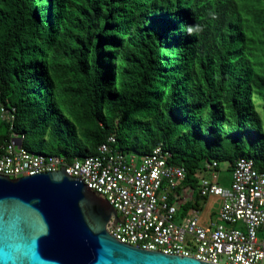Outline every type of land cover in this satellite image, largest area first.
I'll return each mask as SVG.
<instances>
[{
	"label": "trees",
	"instance_id": "obj_1",
	"mask_svg": "<svg viewBox=\"0 0 264 264\" xmlns=\"http://www.w3.org/2000/svg\"><path fill=\"white\" fill-rule=\"evenodd\" d=\"M256 105L264 0H0V146L70 162L113 133L125 154L161 145L194 187L211 161L264 171Z\"/></svg>",
	"mask_w": 264,
	"mask_h": 264
},
{
	"label": "built area",
	"instance_id": "obj_2",
	"mask_svg": "<svg viewBox=\"0 0 264 264\" xmlns=\"http://www.w3.org/2000/svg\"><path fill=\"white\" fill-rule=\"evenodd\" d=\"M7 117L10 112L0 107V118ZM169 157L161 145L141 157L125 154L111 133L96 154L65 162L55 154L25 149L22 136L12 134L0 146V174L16 178L65 166L68 175L80 176L112 205L119 221L110 218L105 229L120 242L214 264H264V171L251 158L238 157L223 186L219 162L211 161L204 165L209 176L196 172L192 187L184 167ZM209 195L222 202L215 220L201 224L197 201Z\"/></svg>",
	"mask_w": 264,
	"mask_h": 264
},
{
	"label": "water",
	"instance_id": "obj_3",
	"mask_svg": "<svg viewBox=\"0 0 264 264\" xmlns=\"http://www.w3.org/2000/svg\"><path fill=\"white\" fill-rule=\"evenodd\" d=\"M64 169L0 174V264H214L118 241L112 205Z\"/></svg>",
	"mask_w": 264,
	"mask_h": 264
},
{
	"label": "rangeland",
	"instance_id": "obj_4",
	"mask_svg": "<svg viewBox=\"0 0 264 264\" xmlns=\"http://www.w3.org/2000/svg\"><path fill=\"white\" fill-rule=\"evenodd\" d=\"M255 103H259L258 100L254 97ZM256 110L259 112L261 120L264 123V110L259 109L256 105ZM264 130V125H263ZM47 142L46 140H44ZM30 149L34 152H43L45 154L49 153V147L40 148L39 144L37 142L31 143ZM228 163L226 161L219 162V166L217 169V175H218V182L219 184L223 186H227L229 184L230 180V171L227 169ZM202 174L205 176H209V172L202 171ZM222 202L221 197L209 195L206 198H199L197 201V204L199 206V222L201 224H208L211 222V220H215V216L217 214L218 208Z\"/></svg>",
	"mask_w": 264,
	"mask_h": 264
},
{
	"label": "clouds",
	"instance_id": "obj_5",
	"mask_svg": "<svg viewBox=\"0 0 264 264\" xmlns=\"http://www.w3.org/2000/svg\"><path fill=\"white\" fill-rule=\"evenodd\" d=\"M213 18H215V15H214V14H213ZM202 30H203V29H202L201 26H196L195 28L190 27V28L188 29L189 33L199 32V31H202Z\"/></svg>",
	"mask_w": 264,
	"mask_h": 264
}]
</instances>
